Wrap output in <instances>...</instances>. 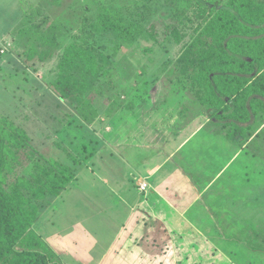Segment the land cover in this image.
Listing matches in <instances>:
<instances>
[{
	"label": "rangeland",
	"instance_id": "rangeland-1",
	"mask_svg": "<svg viewBox=\"0 0 264 264\" xmlns=\"http://www.w3.org/2000/svg\"><path fill=\"white\" fill-rule=\"evenodd\" d=\"M252 1L264 6V0ZM101 8L117 9L125 23L160 28L175 22L185 38L179 45L138 40L113 53L115 39L92 28ZM207 14L186 0H0L1 122L24 131L36 159L56 160L76 173L57 197L40 203L35 227L59 263L165 264L155 243L174 249L176 256L167 254L173 264H264V138L260 157L253 145L238 154L241 147L220 140L210 126V140L206 128L182 146L179 158L170 157L175 173L169 168L160 184L175 189L171 201L162 195L143 204L148 192L140 191L145 176L161 181L170 164L156 168L205 113L204 92L192 82L195 71L169 75L167 89L163 81ZM35 35L55 42L44 46L36 39V52L50 53L43 61L38 54L28 59ZM69 45L96 48L117 69L84 98L91 101L84 111L93 110L90 123L80 119L72 99L60 100L51 89ZM31 170L23 159L8 178H27ZM198 203H205L210 223L195 217Z\"/></svg>",
	"mask_w": 264,
	"mask_h": 264
},
{
	"label": "trees",
	"instance_id": "trees-1",
	"mask_svg": "<svg viewBox=\"0 0 264 264\" xmlns=\"http://www.w3.org/2000/svg\"><path fill=\"white\" fill-rule=\"evenodd\" d=\"M186 1L206 8L208 18L201 19L190 41L184 44L178 60L166 74L164 88L171 82L166 81L169 75L195 71L192 82L204 92L201 102L210 126L217 129L214 132H221L230 141L240 138L235 142L240 147L253 145L250 150L260 157L264 138V6L252 0ZM27 21L29 28L34 25ZM123 22L117 9L101 8L92 27L96 33L115 39L112 50L116 54L125 52L138 40L158 45L172 41L179 45L185 38L175 22H161L160 28L154 23L143 26ZM36 39L42 40L44 46H53L55 42L39 35L30 41L28 59L38 54L43 61L50 53H37ZM112 62L96 48L69 45L59 58L51 89L60 100L72 99L80 119L90 123L89 113L93 110L84 111L91 101L84 98L95 90L100 78H109L112 71H117ZM1 121L4 120L0 119V264H61L35 227L41 215L40 203L47 197H57L75 180L76 173L71 166L56 160L36 159L24 131ZM23 159L32 164L29 177L8 178ZM152 247L165 264H173L171 257L177 254L173 248L162 249L155 243ZM202 262L188 264H214Z\"/></svg>",
	"mask_w": 264,
	"mask_h": 264
},
{
	"label": "crops",
	"instance_id": "crops-1",
	"mask_svg": "<svg viewBox=\"0 0 264 264\" xmlns=\"http://www.w3.org/2000/svg\"><path fill=\"white\" fill-rule=\"evenodd\" d=\"M192 123L194 124V128H193V131L191 132V134H189V135H187V136H185L180 142H179V144L174 148V150L173 151H171L170 152V154H168V155H166L165 156V160L160 164V166H158L157 168H156V171L157 170H160V168L165 164L166 166H168V164H170L168 167H167V169H166V172L165 173H163V177H161V179H159V181L160 182H156L155 184H153V182H155V180L152 178V176L150 175H148V176H145V178H146V180L145 181H142L141 183H140V185L142 184V183H145V184H147V190H146V192H148V195L147 196H145L144 195V197L143 198H145V200L143 201V204H145V202L146 201H148L149 202V199H150V197H155V199H157V200H164V198H163V196L166 198V201L165 202H168V201H171L175 196H176V194H174V193H176L175 192V189L174 188H172L171 186H169V185H165V184H160V183H164L165 182V180L164 179H166V176H167V171H168V169L170 168V173L171 174H174L175 173V168L177 167V163L176 164H171V161H173L174 159H176V157H180V150L182 149V146L184 145V144H187L188 142H190V140L192 139L191 137L192 136H195V135H197L200 131H202V130H205L206 128L208 129V133H206L205 135H204V137L207 139V140H210V118H208L207 117V115H206V109H205V113L202 115V116H200V117H196L195 118V120L194 121H192ZM240 126H241V124H239ZM182 129V128H181ZM180 129V130H181ZM179 130V131H180ZM217 129H215L214 131H216ZM220 131V130H219ZM166 132V131H165ZM178 131H176V132H174L173 134H175V133H177ZM219 134V136H220V140H223L224 142H226V143H230V144H232L233 146H235V150H237L238 149V144H236V143H238L239 141V139L240 138H238V137H235V140L234 139H232V141H234V142H232V141H230V140H227L226 138H225V136L223 135L222 136V133L220 132V133H218ZM171 135V134H170ZM179 135H184V134H178L177 136H179ZM223 137V138H222ZM236 142V143H235ZM149 146H145L144 145V147H142V149H141V152H142V157H143V165H145V164H147L146 162H144L145 161V159H146V152L148 151V148ZM244 149V146H243V148L241 147V149L238 151V154L240 153V151H242ZM221 153H224L223 152V150L221 151ZM170 157L173 159V160H171L170 161ZM191 157H187V159H190ZM222 161H224V160H222ZM222 161H221V163H220V165L219 166H221L222 165ZM210 165V159H208V157H207V162H206V164H205V166L207 167V166H209ZM197 166H199V165H197ZM218 166V167H219ZM160 186V187H159ZM164 187V189H162ZM169 188V189H165V188ZM193 187V186H192ZM188 189H189V191L192 189L189 185H188V187H187ZM141 191V190H140ZM169 192V194L168 195H165V193H168ZM139 194V193H138ZM141 194H144V193H141ZM163 195V196H162ZM204 204L205 203H203V204H200V203H198L197 204V206L199 207V209H198V211L196 212V216L195 217H202V221L201 222H203V223H210V213L208 214V213H206V208L204 207ZM147 206V205H146ZM172 207V206H171Z\"/></svg>",
	"mask_w": 264,
	"mask_h": 264
},
{
	"label": "built area",
	"instance_id": "built-area-1",
	"mask_svg": "<svg viewBox=\"0 0 264 264\" xmlns=\"http://www.w3.org/2000/svg\"><path fill=\"white\" fill-rule=\"evenodd\" d=\"M147 187V184L145 183H142L141 186H140V190L144 191Z\"/></svg>",
	"mask_w": 264,
	"mask_h": 264
}]
</instances>
